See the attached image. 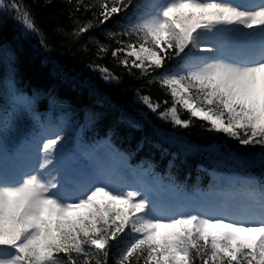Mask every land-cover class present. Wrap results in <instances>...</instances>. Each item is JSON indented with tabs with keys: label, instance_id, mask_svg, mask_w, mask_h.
Listing matches in <instances>:
<instances>
[{
	"label": "snow or ice",
	"instance_id": "6c2138e0",
	"mask_svg": "<svg viewBox=\"0 0 264 264\" xmlns=\"http://www.w3.org/2000/svg\"><path fill=\"white\" fill-rule=\"evenodd\" d=\"M141 7L135 20L108 34L118 47L96 41L97 59L110 51L129 75L136 69L149 84L158 83L170 101L139 93L137 101L161 121L183 129L199 121L240 146H258L264 166V0H75L74 10L93 18L71 34L79 39ZM5 15L42 37L20 0H0ZM218 36L246 41L254 55L223 59L213 42ZM40 44L47 46L43 38ZM89 68L105 83L119 82L104 65ZM63 139H45L38 166L17 179L0 173V264H108L113 242L123 235L132 238L115 264H264V185L249 187L242 209L220 204L167 214L146 191L118 188L105 174L82 183L62 176L57 155Z\"/></svg>",
	"mask_w": 264,
	"mask_h": 264
},
{
	"label": "trees",
	"instance_id": "16d2710c",
	"mask_svg": "<svg viewBox=\"0 0 264 264\" xmlns=\"http://www.w3.org/2000/svg\"><path fill=\"white\" fill-rule=\"evenodd\" d=\"M20 2L30 10L42 37L23 32L10 15L0 17V54L4 58L3 65L0 64V78L4 73V79H14L20 89L59 97L76 116L94 117L98 128L114 132L118 144L134 148L137 153L144 151L148 159L157 157L155 144L163 134H173V139L185 135L186 138L172 141L166 147L178 153V157H187V165L177 163L180 169L175 170L181 174V179L193 172L190 156L198 155L202 146L222 142L245 157L255 174L264 176L260 147L240 146L222 134L207 132L199 126V121L189 129L173 127L142 108L137 101L138 93L150 95L154 101H170V97L158 83L149 84L148 78H142L138 70L133 69L129 75L123 67H118L110 51L103 59H97L96 41L107 45L110 50L118 47L115 39L108 36L110 32L118 33L111 20L77 39L71 33L93 17L92 12H85L83 8L75 11V0L72 5L67 0ZM91 2L85 0V3ZM41 38L46 40V47L41 46ZM116 39L127 38L117 36ZM93 63L111 69L120 78L119 82L105 83L98 72L89 68ZM182 118L187 119V114H182ZM137 123L140 126L134 127ZM188 139L193 142L183 149ZM129 240L130 235H123L118 242H113L108 264H115Z\"/></svg>",
	"mask_w": 264,
	"mask_h": 264
}]
</instances>
